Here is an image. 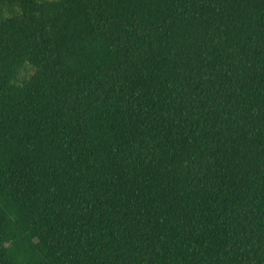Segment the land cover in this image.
<instances>
[{
  "label": "trees",
  "instance_id": "1",
  "mask_svg": "<svg viewBox=\"0 0 264 264\" xmlns=\"http://www.w3.org/2000/svg\"><path fill=\"white\" fill-rule=\"evenodd\" d=\"M0 264H264V0H0Z\"/></svg>",
  "mask_w": 264,
  "mask_h": 264
}]
</instances>
